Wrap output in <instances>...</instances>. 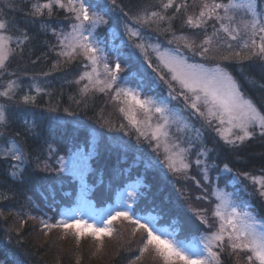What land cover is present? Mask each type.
I'll list each match as a JSON object with an SVG mask.
<instances>
[{"label": "trees", "instance_id": "16d2710c", "mask_svg": "<svg viewBox=\"0 0 264 264\" xmlns=\"http://www.w3.org/2000/svg\"><path fill=\"white\" fill-rule=\"evenodd\" d=\"M85 1L94 6L102 17L98 33L107 32L114 15L135 19L149 17L151 19L143 34L152 41L169 47L170 44L165 42L170 38L183 37L194 42L193 48L199 55L207 48L202 56L214 60L211 65L230 72L245 96L264 115V57L255 55L253 51L244 57H218V53L212 50L213 34L217 29L216 26L212 28L215 19H207L198 28L186 23L188 17L199 16L208 0H173L170 8H164L169 0ZM35 3L36 0L1 2L3 19L9 25L6 33L23 40L20 56L19 53L12 56L9 65L13 64L17 76L28 78L26 89L33 90L38 86L41 93L35 102H31L33 105L26 104V109L6 106L5 132L8 138L19 143L26 163L23 171L14 177L8 161L0 158V264H26V259L37 260L40 264H68L64 257L58 263H49L50 252L41 250L36 241L40 233L32 232L31 219L38 218L40 224H45L52 217L57 220L58 212L74 204L73 200L77 201L79 183L61 169L59 161L90 143L93 133L99 135L100 141L89 161L91 171L87 174V184L97 207L106 204L117 189L140 180L143 186L139 185L132 197L133 210L153 213L163 226L172 228L180 238L187 240L219 227L211 198L213 183L218 180L220 187L241 197L248 196L256 216L264 219V198L258 194L257 185L249 181V178L264 176V135L255 132L243 141L223 143L214 140L208 145L210 183L207 184L196 165H192L191 173L166 169L162 159H159L161 165H150L147 158L157 153L147 140L136 144L144 153L139 160L137 149L140 147L124 142L137 133L122 114L118 106L120 102L111 91L92 89L81 79L88 64L83 51H76L72 58L65 54V33L78 24L75 13L55 6L51 13L45 10L42 15H36ZM207 23L210 25L206 26ZM118 53L123 70L118 72L116 86L135 84L149 95H162L160 88H154L155 76L135 66L136 62L127 58L123 49ZM110 56L114 66L116 54L111 53ZM188 59L197 61L191 56ZM164 77L170 79L168 74ZM171 84L178 91L176 94L183 98L180 96L183 94L181 87L172 81ZM238 177H246L248 182L238 185V181L234 182ZM190 187L196 194L190 191ZM37 207L46 212L38 215ZM45 207L52 209L47 211ZM128 222L131 224L125 222L128 231L125 240L116 242L112 256L104 264H131L137 257L151 255L150 251L140 249L141 243L133 249L138 239L130 236L133 223L131 220ZM143 234L147 237L145 232ZM218 253V264H258L249 251H234L229 242L219 247ZM65 254L75 255L71 251ZM250 256L251 261L248 259ZM152 259L154 264H163ZM138 263L143 264V261Z\"/></svg>", "mask_w": 264, "mask_h": 264}, {"label": "rangeland", "instance_id": "374dc122", "mask_svg": "<svg viewBox=\"0 0 264 264\" xmlns=\"http://www.w3.org/2000/svg\"><path fill=\"white\" fill-rule=\"evenodd\" d=\"M3 1L5 0H0V19L6 22L2 16L4 3H2L3 6H1V2ZM95 1L97 3L102 1L105 3L104 0ZM50 2H53V0H36L34 5H42ZM62 2L68 10V0H62ZM230 2L231 0L229 2H214L213 0H208L207 4L212 5L213 3H217L227 6ZM234 2L237 5L252 3L253 8L251 10H248L246 7L230 8L227 14L224 9L221 8L217 9L216 13L212 14V18L215 19L212 28L215 26L217 28L216 32L213 29L215 33L213 34L214 41L212 42V50L213 53H218V57H244L252 51L257 53L259 51L258 46L261 43L260 36L264 35L258 31L260 26H264V0H234ZM73 3L74 5H78L77 9L79 5L83 3L85 7L88 8L90 17H100L99 11L96 10L94 6H92L94 7L92 8L85 0H73ZM9 6L10 4L8 3L7 7L10 8ZM55 6L56 5L53 4V8ZM45 10L47 9H44L43 12ZM254 14L258 21L255 35H253L251 28L247 30L244 28L245 24L253 20ZM217 15L223 17V19H217ZM120 16H113V20L111 21L112 26L107 32L102 31L98 33L101 22L96 24L85 23L82 29L73 27L65 33L67 35L64 40L65 52L70 53V55H68L69 58L76 55V51L78 50L83 51V55L86 57L94 55L96 63L93 64L92 60L87 58L88 64L83 74V77L90 76L91 79L85 78L83 80L87 83L88 87L92 89L111 91L115 99L120 102L118 106L120 110L123 109V111H121L122 114L125 115L127 121L137 133L129 138V140L125 139L124 142L126 144H132L130 146L133 147L147 140L150 143L151 149L157 153V155L155 154L147 158L150 165L151 163L161 165L159 159H162L163 167L167 169L169 168L168 164L171 158L175 161L176 168L179 169L178 172L185 173H191L190 169L192 165H196L198 167L197 169H199L198 173L202 175L204 182L206 184L210 183V167L208 164L210 150L208 145H211L214 140L223 143L237 142L239 141L237 137L242 135V133L238 128H231V131H229L230 125H228L227 122L222 124L217 116L209 114L210 109L212 111H215V109L211 103H205L203 93H199L201 99L196 102L197 107L194 109L191 105L198 93L184 88L179 81L174 80L172 78L173 73L166 65L195 66L198 70L202 68L205 72H211L219 68L232 77L241 96L245 100L250 101L254 106L255 104L245 96L237 79L230 72L218 65H211L213 64L211 61L214 60L203 57V51L200 52L202 55L195 53V49L193 48L194 42L183 37H168V39H170L165 43L170 45L169 47H164L162 44L152 41L147 34H143V32L146 33L145 27L151 18L137 17L135 19L123 16L121 18ZM228 17H232V19ZM207 19L208 17L206 15L202 24L206 23ZM79 24L80 21H78L77 25ZM207 25L210 24L207 23L206 26ZM224 28H228L229 31L225 32L223 30ZM235 29L239 30L237 39H232L231 36ZM208 31L209 30H207V32ZM2 34L11 36L6 32ZM11 38V43L8 47L12 49V52L8 55L5 66L0 68V93L5 91L8 92L7 96L0 95V112L3 113L4 117L3 123H0V158H5L8 161L10 167L14 170L13 176L16 177L23 171L26 160L19 143L8 138V134L5 132L6 106L16 105V109H26V104L33 105L31 102L36 101L41 91L38 86H35L33 90L26 89V80H28V78L26 76H17V71L14 69L13 64L11 63L9 65L11 57L18 54L23 45V40L13 38V36H11ZM253 41H255V44H253ZM77 42L88 43L95 48L96 51L94 53H85L83 49L76 47L75 52H73L72 46L76 45ZM245 44H247L248 47H245ZM120 49L125 51V56L127 58L136 62L134 64L135 66H140L155 76V78H153V84H155L154 88H160L162 90L163 93L161 96L156 94L149 95L144 89L135 84H122L116 86L118 83L117 78L113 80L110 74H114L115 77H117L118 72L123 70L118 60V50ZM221 49H223L224 53L221 52ZM111 53L116 54L114 66L111 63ZM20 54L21 53L18 55L20 56ZM188 56L197 59V61L192 60V62L188 59ZM204 61L209 63V65L205 64ZM117 64L120 65L119 71H116ZM153 69H155V71H153ZM157 69H159V71ZM165 74H168L170 79L165 78ZM159 76H162L164 79H161ZM171 81L181 87L180 90L183 94L180 93V96L183 98H180L178 94H176L178 91L174 89ZM109 84H111V87H108ZM125 93H127V95H125ZM133 96L141 101L148 102L146 103V107L141 109L137 106L133 100ZM255 107L257 111L260 112L258 107ZM261 115L263 114L261 113ZM249 131L251 135L245 137V139L253 136L255 132L261 133L259 126H255L254 131L252 129H249ZM99 141V135L93 133L90 138V143L81 150L63 157L59 161L61 169L79 183V189L76 192L77 201L73 200L74 204L65 206L61 212H58L57 220L52 217L51 220H47L45 224H40L37 222L39 220L38 218L31 219L33 225L32 232L34 230L40 233L36 236V241L39 243L41 250L44 252L49 250L50 252V257L48 258L49 263H58L64 257V259H66L65 262L68 264H104L106 259L112 256L111 253L114 251L116 242L119 240L124 241L127 236L126 233L128 231L126 232L125 222L130 223L128 220L120 217L113 220L110 224L108 223L118 210L128 211L131 219H138L141 223L154 226L157 230V234L162 238L171 241L173 244L181 245L186 255L192 256L194 260L205 259L207 264H218L220 259L219 256L218 261L208 259V253L204 251V244H209L212 251L217 253L219 247H222L225 242H229L228 237L233 233V226L237 229L247 226L249 230H255L257 234L264 233V219H260L256 216L248 196L243 195V197H241L225 187H220L218 180L213 183L214 188L211 192V198L214 204L215 216L219 221V227L216 230H212L210 233H201L187 240H185V238H180L177 232L172 228L163 226L153 213L135 212L133 210L131 207L132 197L138 186H143V182L140 180H135L136 182L134 181L128 184V187L117 189L119 192L115 196L111 193L110 200L106 202V204L97 207L98 204L90 195V188L87 184V174L91 171L89 161L93 156V149L96 148V144ZM17 147L20 151H16ZM137 150L138 158L141 160V158L144 157V153L141 147ZM13 152L21 158L19 160L15 159ZM178 152L180 153L179 156H177ZM181 161L183 164L187 165L186 168L181 166ZM164 168L162 169L164 170ZM253 178L257 181H264V176H256ZM253 178H249V181L252 183H254ZM237 181L238 185H244L248 182L246 177L234 179V182ZM255 184L257 185L258 194L261 198H264V195L261 194V184ZM189 189L193 194H196L194 188L190 187ZM45 209L50 211L52 207H45ZM37 210L38 215L39 213L42 214L46 212L41 207H37ZM217 213H219V215H217ZM230 220L232 221L231 225L229 224ZM34 221L38 224L37 226ZM77 224L80 225L83 232L80 236L77 235L78 229L75 227ZM87 225H90L91 228H107L110 230L111 234L101 235L99 239H96L91 233V228L86 227ZM132 225L133 231L130 236L133 239H138V243L133 246V249L135 250V246L139 247V243H141L142 246H140V249L143 251L146 243V235L143 234L144 230L138 228L135 224ZM221 226H223L222 235L224 237L222 243L213 239L215 235L221 232ZM68 251L75 253L74 257L65 254ZM147 251H150L151 255L149 254V256H145L144 258L137 257V259L131 261V264H139L138 262L141 260L143 264H154L152 258H155L157 261L160 260V262L164 264V260L156 251L155 244L148 245ZM32 263L40 264L37 260L26 259V264ZM175 264H182V261L176 260Z\"/></svg>", "mask_w": 264, "mask_h": 264}, {"label": "snow or ice", "instance_id": "6c2138e0", "mask_svg": "<svg viewBox=\"0 0 264 264\" xmlns=\"http://www.w3.org/2000/svg\"><path fill=\"white\" fill-rule=\"evenodd\" d=\"M115 2V0H113ZM53 4L60 8H65V4L62 0H53V2L45 3L42 5H34V14L42 15L43 10L47 9L49 13H51L53 9ZM173 6V0H169L167 4L164 5V8H170ZM237 7H246L248 10L253 8L252 3H248L247 5H237L234 0L226 6L223 4L213 3L212 5L204 4L203 9L199 13V16L195 19L192 17H188L186 23L192 27H200L201 24L204 22V17L207 15L208 19L212 18V14L216 13L217 9L223 8L225 13L227 14L230 8H237ZM67 8L69 11L75 13V18L77 21H80L79 25L75 27L77 29H82L85 23L96 24L98 22H103L102 17H90L88 8L85 7L83 3L79 5V8L74 5L73 0H68ZM179 10V9H177ZM153 16H156V13H152ZM217 19H223L217 15ZM232 19V17H228ZM163 19V17H161ZM257 24L258 21L255 18V14L253 15V20L244 25L245 30L251 28L253 35H255L257 31ZM9 28V25L2 19H0V68L5 66V61L8 59V55L12 52V49L8 47L11 43V36H6L2 33L6 32ZM225 32H228V28L223 29ZM258 31L264 34V26H260ZM239 30H233V34L231 36L232 39H237ZM261 43L259 44V51L254 53L260 57H264V35L260 36ZM206 43H210V41H205ZM255 44V41H253ZM248 47L247 44L244 45ZM76 47H79L84 50L85 53H94L96 51L88 43H80L77 42L76 45L72 46V51L75 52ZM207 52L208 49L205 48L203 50ZM66 55H70V53H65ZM238 54V53H237ZM87 58L92 60V63L95 64L96 60L94 55L88 56ZM169 67V70L173 73L172 78L177 80L181 83V85L192 91L198 93L194 98L192 103V107L195 109L197 107V101L201 99L199 93H203V99L205 103H211L215 111L210 109L209 114L217 116L220 119V122L223 124L227 122L230 125L229 131L231 128H238L242 135H239L237 138L241 141L245 139V137H249L251 132L249 129L254 131L255 126H259L261 129V135H264V115H261L260 112L257 111L256 107L250 102L245 100L238 89L235 86V82L233 81L232 77L228 75L223 70L216 68L211 72H205L202 68L197 69L195 66H184V65H166ZM120 70V65H116V71ZM155 71V69H153ZM112 79L115 80V75L110 74ZM91 79L90 76L88 77H81V79ZM111 87V84L108 85ZM119 94V93H118ZM2 96H7L8 92L0 93ZM127 95V93H125ZM210 98V99H209ZM133 100L137 106L141 109L146 107L145 101H141L133 96ZM161 111L160 109H157ZM123 111V109L121 110ZM131 118V117H130ZM4 117L3 113L0 112V123H3ZM135 122V121H133ZM231 142V141H230ZM178 147V145H177ZM16 151H20L17 147ZM180 153H177L179 156ZM13 156L15 159L19 160L21 157L16 155L13 152ZM169 168L173 171H178L179 169L176 168L175 161L173 159H169ZM181 166L186 168L187 165L183 164L181 161ZM254 183H260L262 192L261 194L264 195V181H257L253 178ZM235 214V213H234ZM219 215V213H217ZM123 217L125 220H131V222L137 225L138 228H142L144 232L147 234L145 248L143 251L147 250L148 245H156L157 253L162 257L164 260V264H175L176 260L182 261V264H207L205 259H197L194 260L192 256L186 255L184 249L179 244H173L171 241L162 238L159 234H157V230L154 226L141 223L138 219H131L129 217L128 211H116L115 215L111 217L108 221L110 224L113 220L117 218ZM229 224H232V221H229ZM71 226V225H66ZM50 227V226H49ZM77 227V235L80 236L83 234L80 225H75ZM86 227L91 228L90 225ZM92 235L99 239L101 235H110L111 232L107 228L100 227V228H91ZM223 233V226H221V232L213 237L216 241H220L221 243L224 240L222 235ZM229 247H231L234 251L236 249L240 250H247L253 254L255 259L259 262V264H264V233L257 234L255 230H249L247 226L241 227L237 229L233 226V233L228 237ZM204 251L208 253V259L210 260H217L218 261V254L212 251V248L209 244H204ZM249 261L252 260V257H248Z\"/></svg>", "mask_w": 264, "mask_h": 264}]
</instances>
